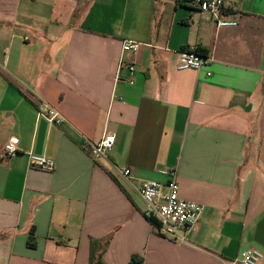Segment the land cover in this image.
<instances>
[{
    "label": "crops",
    "instance_id": "crops-1",
    "mask_svg": "<svg viewBox=\"0 0 264 264\" xmlns=\"http://www.w3.org/2000/svg\"><path fill=\"white\" fill-rule=\"evenodd\" d=\"M225 17L238 25L179 0H0V264H89L92 240L108 243L104 264L264 254V0ZM126 40L142 44L138 55ZM197 48L211 62L178 69ZM45 104L64 120L40 115ZM109 134L113 150L95 161L83 143ZM171 173L179 196L205 207L175 238L140 194Z\"/></svg>",
    "mask_w": 264,
    "mask_h": 264
},
{
    "label": "built area",
    "instance_id": "built-area-1",
    "mask_svg": "<svg viewBox=\"0 0 264 264\" xmlns=\"http://www.w3.org/2000/svg\"><path fill=\"white\" fill-rule=\"evenodd\" d=\"M240 0H192L191 6L202 13L209 14L216 17L217 25L220 27H235L238 25L236 20L225 19L230 10L238 9ZM29 40L30 37H25ZM142 44L126 40L123 42V51L138 55L141 51ZM211 62L208 55H202L195 50L184 52L181 55L178 69H194L200 71ZM129 70V77L127 82L129 84L135 83V74L137 71L135 63L126 65ZM210 76L211 73H208ZM40 115L46 117L49 121L62 122L64 119L60 113L53 109L50 105H43L40 108ZM116 142V136L109 134L106 138L94 142L85 140L83 143L84 150L95 160L99 161L107 154H109ZM18 143L16 138H12L5 148V155L8 158H13L18 154ZM31 166L52 172L56 165L54 161L40 156H31ZM125 176L131 174V170L124 171ZM140 194L145 201L147 208L146 214L148 217L155 218L160 224V233L172 238L176 237V230H181L184 235L193 231L200 222L201 215L205 207L196 202L187 201L179 196V185L177 182L176 173H171V180L169 183H162L158 181H147L141 189ZM186 238H181L184 241ZM264 259V254L256 249H248L242 252L239 262L241 264H261Z\"/></svg>",
    "mask_w": 264,
    "mask_h": 264
},
{
    "label": "trees",
    "instance_id": "trees-1",
    "mask_svg": "<svg viewBox=\"0 0 264 264\" xmlns=\"http://www.w3.org/2000/svg\"><path fill=\"white\" fill-rule=\"evenodd\" d=\"M179 2L184 5H190L192 0H179ZM195 51L202 55L208 54V51L206 49L197 48ZM150 220L158 229H160V224L155 218L150 217ZM32 236H33V233H32ZM107 245H108L107 242L101 243L98 240L91 241V254H90L89 264H104L103 256H104V253L106 252ZM132 262L134 264H137V263L141 264L139 263V259H137L136 257L133 259Z\"/></svg>",
    "mask_w": 264,
    "mask_h": 264
}]
</instances>
